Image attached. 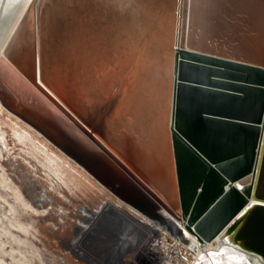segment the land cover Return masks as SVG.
Here are the masks:
<instances>
[{
    "label": "bare ground",
    "instance_id": "1",
    "mask_svg": "<svg viewBox=\"0 0 264 264\" xmlns=\"http://www.w3.org/2000/svg\"><path fill=\"white\" fill-rule=\"evenodd\" d=\"M181 50L264 69V0H0V111L61 156L41 134L57 136L49 112L19 76L74 120L99 119L128 183L180 230L112 196L96 209L59 208L60 220L78 218L66 248L85 264H262L226 231L201 243L179 219L169 129ZM47 198L42 190L31 203Z\"/></svg>",
    "mask_w": 264,
    "mask_h": 264
},
{
    "label": "water",
    "instance_id": "2",
    "mask_svg": "<svg viewBox=\"0 0 264 264\" xmlns=\"http://www.w3.org/2000/svg\"><path fill=\"white\" fill-rule=\"evenodd\" d=\"M172 75L169 132L179 219L201 243L226 231L232 246L264 264V69L181 50ZM19 78L54 122L45 120L56 138L41 133L44 138L124 205L180 232L135 182L128 183L101 141L99 119L74 120Z\"/></svg>",
    "mask_w": 264,
    "mask_h": 264
},
{
    "label": "rangeland",
    "instance_id": "3",
    "mask_svg": "<svg viewBox=\"0 0 264 264\" xmlns=\"http://www.w3.org/2000/svg\"><path fill=\"white\" fill-rule=\"evenodd\" d=\"M42 190L48 198L38 208L31 202ZM110 196L76 164L0 111V264H85L66 248L78 218L60 220L58 209H96Z\"/></svg>",
    "mask_w": 264,
    "mask_h": 264
},
{
    "label": "snow or ice",
    "instance_id": "4",
    "mask_svg": "<svg viewBox=\"0 0 264 264\" xmlns=\"http://www.w3.org/2000/svg\"><path fill=\"white\" fill-rule=\"evenodd\" d=\"M248 207L250 208V207H252V205L250 204ZM245 212H247V209H245L243 212H241L240 216H244ZM237 220H239V217H237Z\"/></svg>",
    "mask_w": 264,
    "mask_h": 264
}]
</instances>
